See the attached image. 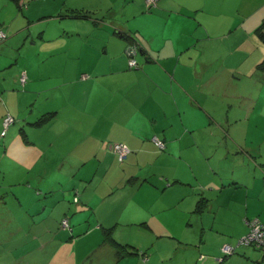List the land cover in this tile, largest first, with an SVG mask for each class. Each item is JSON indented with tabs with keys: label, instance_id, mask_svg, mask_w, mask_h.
Here are the masks:
<instances>
[{
	"label": "crops",
	"instance_id": "1",
	"mask_svg": "<svg viewBox=\"0 0 264 264\" xmlns=\"http://www.w3.org/2000/svg\"><path fill=\"white\" fill-rule=\"evenodd\" d=\"M119 1L104 0L100 4H79L74 5L72 10L81 9L92 13V17L91 15L84 16L89 18L86 21L94 22L93 27L89 25L88 28L92 29V38L97 40L92 42L93 48L98 51L103 50L104 53L110 49V44L106 42V35L109 36L107 28H111L106 25V21L110 19L115 28L114 37L117 40L123 37L127 41L120 47L123 48L133 43L138 44L145 60L142 64L143 70L155 65L160 71V76H164L166 81H66L68 88L72 89L65 100L75 103V107L78 108L76 114L69 112L61 117L60 111L57 110L56 114L43 125H33V121L48 112L42 108L36 111L35 120L31 119L32 116H29L28 120L26 117L23 118L24 121H21V126H18L17 133L13 130L16 125L10 127L9 131L13 136L5 141L6 145L8 142L6 151H9L14 141L19 138L22 141L24 139L28 150L34 154L35 161L43 157L45 163L43 169L34 166L35 174L33 173L32 179L27 180V176L19 175L13 184H9V186L16 187H12V193L20 209L24 210L29 219L28 225L20 224L18 231H25L28 226L30 227L35 239L31 242L32 244L27 245H32V250L38 253L34 256L35 264L43 259L42 255H45L46 264H79V257L77 255H75L76 259L74 257L75 240L81 241L82 245L85 243L84 247H88L90 243H98L96 252L103 249L106 257L109 256V264H129L132 260L129 258L134 255L118 260L115 248L103 241V227H114L113 234L118 241L131 244L140 250L138 244L123 240L119 233L115 235V228L120 225H131L143 226L152 231L154 224L158 225V220L154 221V215L164 212L166 208L154 206L153 203L148 204L138 197L140 189L143 186H152L153 182L157 184V188L163 185V191L175 183L187 182L188 185L194 187V191L191 189L194 200L198 201L202 196L207 198V208L202 213H197L199 217L195 219L194 224L195 227L201 226V230L206 229L202 214L207 210L212 212L215 203L220 210L223 207L232 206V201L236 198L224 199L222 195L225 190L246 188V200L249 201V198H256V196L259 201L264 200V143L262 145L260 143L249 144L246 138L242 141V136L237 131L241 132V129L237 126L238 120H242L243 117L233 110L232 101L228 103L226 109H220L218 112L216 101L212 104L209 102L211 92L203 102L202 93L196 95L195 91L191 90L207 79L211 80V84L218 83V76L215 75L213 80L211 75L216 71L217 57L212 56L218 53L216 40L220 39L228 41L220 43L221 50L226 51L225 48H227L232 55L234 53L240 55L232 59L240 61L237 65L241 69H243V64L247 63L256 70H263L260 76L264 78V68L258 67L264 60V42L256 32L264 22V0H160V8L159 5L156 7L159 13L148 17L145 11L142 12L140 22L142 21L143 27L137 26L136 29L129 24L122 25L120 17L116 18L119 10L115 3ZM143 6L144 4H142L141 11L146 10ZM104 8L106 13H99ZM60 16L74 17L72 15ZM137 16L139 17L138 14H134V17ZM73 20L80 22V19ZM145 21L152 25H148ZM80 32L84 31L79 29L78 34H81ZM44 35L46 34L40 36L42 40L45 39ZM85 37L86 35L84 39ZM70 46L74 47L73 44ZM193 46H195L194 49ZM75 48L83 53L89 46L78 45ZM176 57L178 61L174 65L172 58ZM182 66L185 68L183 71ZM127 71L126 68L117 69L111 66L103 72V76ZM177 72L180 77L184 76V81L183 78L182 81H169L168 76L176 77ZM222 74L227 73L222 70ZM251 75L255 76L252 73ZM191 77L193 80H190ZM195 79L198 81H194ZM34 82L36 84L38 81L31 80L26 86L31 88ZM262 83L264 84V81ZM78 85L83 87L80 92L74 90V87ZM263 88L261 87V90ZM73 99H77L76 102ZM90 101L97 102V111L93 109L89 111L90 105L87 102L90 103ZM111 104L114 105L110 107ZM107 106L111 108L110 111H107ZM81 107L84 110H81ZM203 111L217 123L220 124L218 120L224 123V125L221 123L220 127L226 134L225 153L219 155L216 152L214 159L218 161V165L230 167L231 173L214 167L216 164L211 165L212 170L210 166L205 176L206 179L202 183L199 182V177L195 173L188 181L182 177V174L177 173L178 175L173 176L172 182L170 181L172 177L166 173L161 179L157 178V181L151 178V170L143 169L142 172L135 174V170L131 168L137 165L141 169V158L147 152L148 155H153L155 151L159 155L158 148L153 143L155 136L164 140L165 149L168 148L172 153L182 155L183 148L191 147L189 141L201 128L199 125L189 123L186 118L191 117L189 114H192L201 119L205 116ZM5 115L2 117L4 118ZM234 115H236L235 118ZM28 126L33 127L35 132L40 130L39 134L45 135V141L27 136L28 129H30ZM106 130L107 134H105ZM170 131L175 133L170 136ZM23 134L24 137H22ZM112 138L132 148L128 158L121 162V170H124V174L119 180H116L114 175L107 174L111 169V163L117 160L116 155L105 147L107 141ZM186 138H189L188 142L185 141ZM235 152L237 154H234ZM51 153L52 157H49ZM59 160L61 168L57 167ZM91 163L93 167L96 165L94 175H83L81 173L83 168ZM105 164L109 165L106 173H100V169ZM118 171H120L119 168L113 174ZM110 177L115 179H109ZM128 177H136V179L130 182V179L127 180ZM164 177L168 178L167 184L164 182ZM21 178L25 180L18 181ZM258 178L262 183L251 196V189L257 184L256 179ZM25 181L27 184H24ZM105 189L109 190L103 193ZM157 196L161 198L162 194H157ZM75 197L78 198L77 202L74 201ZM129 203H134L132 208H129ZM195 206L188 212L196 214ZM117 209L121 210L116 213ZM249 214V207L246 205V211L243 214L247 215L245 223L249 219ZM243 215L240 217L241 221ZM65 218H68L70 227L62 226L61 221ZM194 230L196 232V228ZM45 233L49 234L50 238H46ZM154 236L160 238L165 235ZM203 249L204 247H201L198 250L202 264H216L217 258L214 255L203 254L201 252ZM242 249L247 250L251 258L237 254L233 255L235 259L237 257L246 258L249 260L248 264H264V255L261 256L257 250ZM145 251H148L145 256L142 253L138 255L146 259L143 261L139 259L138 262L135 261V264H150L147 259L150 254L149 249ZM25 256L26 253L22 254L24 259Z\"/></svg>",
	"mask_w": 264,
	"mask_h": 264
},
{
	"label": "rangeland",
	"instance_id": "2",
	"mask_svg": "<svg viewBox=\"0 0 264 264\" xmlns=\"http://www.w3.org/2000/svg\"><path fill=\"white\" fill-rule=\"evenodd\" d=\"M103 1L22 0V7H19L12 0H0V32L6 35L5 38L0 37V264H35L34 256L38 255V253L36 250H32V245H27L28 243L32 244L31 242L35 239L31 234L30 227L28 226V229L25 231H18L19 225H28L29 219L24 210L20 209L17 199L12 193L13 186H9V184H13L19 175L27 176V180L32 179L33 173L35 174L33 170L34 166L43 169L45 164L43 157L35 161L34 154H32L31 150H28L24 139L22 141L19 138V140L14 141L9 151H6L8 150V142L6 145L5 141L7 138L11 139L13 136V134L11 135L12 132L9 131L10 127L16 125L13 130L17 133L19 131L18 126H21V121H24L23 118L26 117L28 120V117L32 116L31 119L35 120L34 115L36 111L42 110V108L47 110L48 113L59 110L61 117L66 116L69 112L76 114L78 108L75 107V103L65 100L72 89L71 87L68 88L69 86L66 81H166L164 76H160V71L155 65H151L148 69L143 70L142 64L145 60L141 49L135 55L138 65L134 67L130 66L129 61L132 57L127 52L128 45H125L123 48L120 47L127 43V41L123 37L120 40L114 37L115 28L110 19L106 21V25L111 26V28H107L109 36L106 35V42L108 45L110 44V49L107 53H104L103 50L98 51L93 48L92 42L97 40L96 38H92V29L88 28L89 25H94V22L86 21L89 18H85V16L92 13L84 12L81 9L72 10V7L79 4H100ZM159 2L156 7L159 5ZM115 4L119 10L116 13V18L117 16L120 17L122 25L126 26L129 24L134 29L137 26L143 27L142 21L140 22L142 12L144 13L145 11V15L148 17H153V15L159 13L156 7L150 9L146 0H120ZM142 4H144L143 8L146 10L141 11ZM160 6L161 3L159 8ZM154 8L156 9L154 10ZM101 12L102 14L106 13L105 8L103 11H99V13ZM134 14H138L139 17H134ZM60 15H72L74 17L67 18ZM94 18L97 19V17ZM73 19H80V22H75ZM145 23L152 25L147 21ZM79 29L84 32L78 34ZM41 34H46L44 35V40L40 37ZM88 34L89 36H87ZM87 42H89L88 45ZM225 42L228 41L216 40L219 50L218 53L212 56L217 57L215 61L217 67H215L216 71L211 75V79L214 80L215 75L218 76V83L211 84V80L207 79L206 81H201L191 90L192 92L195 91L194 94L196 95L202 93L203 102L206 101L208 93L211 92L209 102L212 104L213 101H216L218 112L220 109H226L228 103L232 101L233 110H236L237 115L243 117L242 120H238L237 126L241 129V132L237 131L242 136V141H245L246 138L249 144L255 145L260 143L262 145L264 143V88L261 90V87H264L262 83L264 78L260 76L262 75L260 73L263 70H256L247 63L243 64V69H241L237 65L240 64V61L237 62L232 59L240 55L236 53L232 55L227 48L224 51L219 47L220 43ZM71 44L74 45L73 48L70 46ZM78 45L89 46V48L85 49L82 53L75 48ZM135 45L139 47L138 44ZM192 51L195 52L196 50ZM177 57L172 58L174 65L178 61ZM111 66L117 69L126 68L128 71L114 72L113 74L103 76V72ZM181 68L182 71L185 70L184 66ZM222 70H225L227 74L223 75ZM23 73L26 74V81L24 83L21 81ZM251 73L255 76L251 75ZM182 76L180 77L177 72L176 77L169 75L168 79L169 81H182L183 78L184 81V76ZM31 80L38 82L36 84L34 82V86L30 88L26 84ZM190 80H193V77ZM62 81L65 82L62 83ZM194 81L198 80L195 79ZM82 89L83 87L79 85L74 87V90L78 92ZM196 90L198 91L196 92ZM76 100L73 99L75 102ZM106 101L110 102V100ZM188 101L190 102L189 98ZM87 103L90 105V112L92 109L94 111L98 110L97 102L92 103L90 101V103ZM69 104L71 105L69 106ZM114 104H111L110 107ZM110 107L107 106V111H110ZM81 110H84V108L81 107ZM203 113L205 116H202L201 119L194 117L192 114H189L191 117L186 118V121L199 125V128H201L190 141L187 140L189 138L184 139L186 142H190L191 147L188 149L183 148L182 155L176 152L172 153L168 148L165 149L166 143L164 140L157 137L162 143L159 146L154 140L155 136L153 137V143L158 148L159 155L155 151L153 155H148L147 152L141 158L140 166L142 168L139 169L137 165L131 168L135 170V174L142 172L143 169L151 170V178L157 181V178L161 179L163 174L166 173L172 177L170 179L172 182L174 180L173 176L178 174H182V177L188 181L190 177L192 179L195 173L199 177V182L202 183L206 179L207 170L210 169L211 165L214 166L216 164L214 167H219L221 170L231 173L232 169L230 167L218 165V161L214 159L216 152L219 155L225 153L226 134L224 129L220 127V124L223 122L216 119L220 122L219 124L215 119L208 117L204 111ZM4 114H10L16 119V122L9 127L6 137L1 135V119ZM28 127L30 129H28L27 136L45 141V135L39 134L40 130L35 132L33 127ZM107 133L108 131L106 130L105 134ZM169 133L171 136L175 132L170 131ZM235 140L237 141L236 135ZM114 143L124 142H119L113 138L107 141L105 145L106 149L113 152L117 157V160L111 163V169L107 174L114 175L116 180H119L124 174V170H121L122 163L119 160L117 152L112 148V144ZM126 145L130 148L129 156L132 148L128 144ZM23 149H25V152H23ZM234 154L237 153L235 152ZM49 157H52V153L49 154ZM57 167L61 168L60 160ZM108 167L109 165L105 164L100 169V173H106ZM118 168L120 171L113 174ZM95 169L96 165L93 167L92 163L87 164L81 173L85 176H91L94 175ZM109 179L115 178L110 177ZM135 179L136 177L127 178L130 182ZM163 179L167 184L168 178L164 177ZM22 180L25 179H18V181ZM256 180L257 184L251 189V196L254 195L262 183L259 178ZM24 184H27V181ZM152 184V186L148 187L143 186L140 189L138 197L144 199L148 204L153 203L154 206L166 208L164 212L154 215V221L158 220V225L154 224L152 231L143 226L131 225H120L115 228V235L121 234L120 238L123 240H130L138 244L137 246L141 251L149 249L150 254L147 259L150 261V264H202L198 251L201 247H204L201 250L203 254L214 255L217 258L216 264H248L249 260L246 258H251V256L247 250L242 248L254 249L261 256L264 255V245L257 246L251 244L246 246L238 243L241 238L251 233L252 225L250 222L252 220L258 219L261 223H264V210L260 211L264 209V200L262 202L259 201L258 196L256 198H249V201L246 200V188L225 190L222 195L224 199L236 198L232 201V206L223 207L220 210V207L215 203L212 212L207 210L202 214L206 223V229L201 230V226L195 227L194 225L195 219L199 217L197 213L188 212L189 210H193L197 202L191 193V189L194 191L193 186L188 185L187 182L175 183L169 189L163 191V185H159L157 188L156 183L153 182ZM106 190L103 193L109 189ZM206 191L209 192L208 190ZM157 194H162V197H158ZM180 199L181 201L179 202ZM77 200L78 198L75 197L74 201L77 202ZM133 205L134 203H129L128 206L132 208ZM246 205H248L250 213L248 215L249 219L246 221L247 224L244 222L247 215H243L246 211ZM121 207H124V205H121ZM121 209H117L116 213ZM242 215L244 217H242L241 221L240 217ZM154 235L165 236L156 238ZM44 236L47 238L50 235L45 233ZM74 243L75 246L73 247L76 250L74 257L75 255L79 257V264H109V256L108 258L106 257L103 249L96 252L98 243H90L88 247H84L85 243L82 245V242L78 240H75ZM200 243L201 245H199ZM226 244L234 246L235 249L234 253L224 258L226 253L223 247ZM25 253L24 259L22 254ZM237 254L243 255L246 258L237 257L235 259L233 255ZM42 256L43 259L36 264H46L45 255ZM129 259H132L130 263L128 262L129 264H135V261L138 262L139 259L143 261L146 258L141 255H134Z\"/></svg>",
	"mask_w": 264,
	"mask_h": 264
},
{
	"label": "built area",
	"instance_id": "3",
	"mask_svg": "<svg viewBox=\"0 0 264 264\" xmlns=\"http://www.w3.org/2000/svg\"><path fill=\"white\" fill-rule=\"evenodd\" d=\"M160 0H146L147 5L150 7V9H152L153 7H156L157 3ZM0 37L1 38H5L6 35L3 32H0ZM139 51V47L135 44H129L127 46V52L128 54L132 57L129 61L130 66L134 67L138 65V61L135 58V55H137ZM21 81L22 83H24L26 81V74L23 73L21 76ZM15 120L14 116L10 115V114H6L4 117V122H3V130H2V134L5 135L8 128L10 127V124L13 123ZM155 142L161 146L162 143L158 140L157 137L154 138ZM112 148L114 149L115 152H117L118 156H119V160L123 161L128 154L130 153V148L124 144V143H114L112 144ZM62 224L64 227H68L69 226V221L68 219H64L62 221ZM250 224L252 225V231L251 233H249L247 236L241 238V240L238 242L239 244H244V245H257V246H262L264 245V223H261L260 220L258 219H254L250 222ZM234 246L232 245H228L226 244L223 247L224 252L226 253L225 255H231L232 253H234Z\"/></svg>",
	"mask_w": 264,
	"mask_h": 264
},
{
	"label": "trees",
	"instance_id": "4",
	"mask_svg": "<svg viewBox=\"0 0 264 264\" xmlns=\"http://www.w3.org/2000/svg\"><path fill=\"white\" fill-rule=\"evenodd\" d=\"M12 1L15 2L19 7H22V3H21L22 0H12ZM256 32L258 33L259 38L261 39V41L264 42V22L258 27V29L256 30ZM258 67H261L262 69L264 68V60H263V62L261 64L258 65ZM55 114H56V112H52V113L51 112L50 113L45 112L41 116H39L37 118V120H35L33 122V125L41 126L44 123H46L47 121H49V119L52 116H54ZM3 120H4V118H3ZM15 120H14V122H15ZM3 122L4 121H2V130L4 128ZM13 123H11L10 126ZM2 130H1V135L2 136H6L7 135V132H6L5 135H3L2 134ZM21 131L24 132L23 129H21ZM22 137H24V134L22 135ZM26 141H27V139H26ZM207 205H208L207 198H205L204 196L200 197L199 200L196 203L194 212L195 213H202L207 208ZM65 219H68V218H65ZM62 221H61V224H62ZM62 226H63V224H62ZM68 227H70V224H69ZM113 231H114V227H103V233H104V240L103 241L105 243H108V244L112 245L115 248L118 260H122L125 257L130 256V255H138L139 253H142L144 256L147 254L148 251L141 252L139 249H137L135 246H133L131 244L122 243V242L118 241L117 238L114 236ZM227 256H229V255H226L225 257H227Z\"/></svg>",
	"mask_w": 264,
	"mask_h": 264
}]
</instances>
